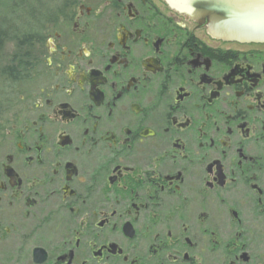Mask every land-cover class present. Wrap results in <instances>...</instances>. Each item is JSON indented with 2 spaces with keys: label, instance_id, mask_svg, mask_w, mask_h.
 Here are the masks:
<instances>
[{
  "label": "flooded vegetation",
  "instance_id": "flooded-vegetation-1",
  "mask_svg": "<svg viewBox=\"0 0 264 264\" xmlns=\"http://www.w3.org/2000/svg\"><path fill=\"white\" fill-rule=\"evenodd\" d=\"M42 38L0 123V264H264V43L164 0H65Z\"/></svg>",
  "mask_w": 264,
  "mask_h": 264
},
{
  "label": "water",
  "instance_id": "water-1",
  "mask_svg": "<svg viewBox=\"0 0 264 264\" xmlns=\"http://www.w3.org/2000/svg\"><path fill=\"white\" fill-rule=\"evenodd\" d=\"M216 39L264 43V0H164Z\"/></svg>",
  "mask_w": 264,
  "mask_h": 264
},
{
  "label": "trees",
  "instance_id": "trees-1",
  "mask_svg": "<svg viewBox=\"0 0 264 264\" xmlns=\"http://www.w3.org/2000/svg\"><path fill=\"white\" fill-rule=\"evenodd\" d=\"M52 4L51 0L46 3L25 0L19 4L17 12L0 15V62L8 43L15 47L10 61L0 65V82L5 87L26 78L27 72L32 70L35 49L58 10Z\"/></svg>",
  "mask_w": 264,
  "mask_h": 264
},
{
  "label": "rangeland",
  "instance_id": "rangeland-1",
  "mask_svg": "<svg viewBox=\"0 0 264 264\" xmlns=\"http://www.w3.org/2000/svg\"><path fill=\"white\" fill-rule=\"evenodd\" d=\"M25 0H0V15L9 16L10 13L17 12V7L19 4ZM42 3H46L48 0H39ZM53 1L52 6L60 9L65 0H51ZM15 51V47L12 43H8L7 48L4 50L2 55H4L3 59L0 62V65H3L10 61L12 52ZM34 70H29L27 72V76H31ZM27 78V77H26ZM25 79V78H24ZM25 80H20L18 82H11L7 87L2 82H0V123H3V120L8 119V115L11 114L16 109L18 104L17 96H19L18 92L26 86ZM15 92V93H14ZM20 93V92H19Z\"/></svg>",
  "mask_w": 264,
  "mask_h": 264
}]
</instances>
